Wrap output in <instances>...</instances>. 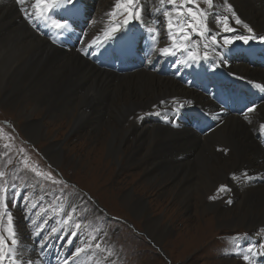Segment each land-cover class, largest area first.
Wrapping results in <instances>:
<instances>
[{
	"label": "bare ground",
	"instance_id": "1",
	"mask_svg": "<svg viewBox=\"0 0 264 264\" xmlns=\"http://www.w3.org/2000/svg\"><path fill=\"white\" fill-rule=\"evenodd\" d=\"M213 4L217 13L230 4L242 22L251 25L256 33H264V0H213ZM111 7V0L98 2L93 12L94 27L100 29L104 25ZM209 20L216 23L212 16ZM164 25L168 30L166 19ZM35 28L21 21L12 3L0 4V105L8 110L17 108L22 114L26 121L22 134L27 140L37 142L51 130H60L59 123H67L68 135L76 134L82 143H95L85 152L95 167H101L100 158L105 155L108 162L116 167L117 174L123 172L121 175L126 173L133 177L143 173L144 179L138 189L124 192L120 199L131 215L138 213L147 218V204L144 199L136 197V191L145 193L155 188L163 197L155 210L166 203V215H181L183 223L195 219L197 225L193 229L197 233L188 237L191 246L202 242L210 222L215 229L243 226L248 231L264 225V185L241 190L227 179L226 174L231 172L234 177L244 169V164H248V159L257 169L264 166V155L248 127L237 118L230 117L209 135L197 138L191 132H174L159 125L141 123L140 117L159 100L190 95L201 100V96L181 87L178 81L158 77L145 70L123 76L103 72L72 52L65 54L59 51L45 38L35 34ZM45 36L49 37L48 34ZM201 43L210 44L208 39L201 40ZM209 50V54L214 52L212 47ZM243 69L248 70L246 67ZM37 111L43 112L45 119L34 118ZM256 113L255 119H259L264 114V104L256 109ZM216 147L221 151L216 152ZM63 152L60 143L53 140L43 148L41 157L56 170L55 165L61 164ZM180 154L189 156L182 161L177 158ZM133 167L138 171L128 174L129 168ZM88 169H92L90 164ZM95 169L100 170L93 167L92 171ZM223 184L228 189L217 191ZM155 189L153 192L156 193ZM214 196L213 201H207ZM225 196L234 200L231 207H225L221 202ZM84 201L73 193L69 195L67 209L74 211L77 205L88 206ZM92 211L98 214L96 209L92 208ZM78 221L73 222V228H81L91 244L92 237L87 235L91 232L89 227ZM169 230L166 226V233ZM146 231L151 241L159 246L154 232ZM67 233L66 242L71 243V234L69 232L68 236ZM141 235L143 237V233ZM143 238L150 243L146 236ZM92 248L96 250L94 261L101 264L99 254L104 248ZM104 253L108 256L106 250ZM24 254L28 258L31 256Z\"/></svg>",
	"mask_w": 264,
	"mask_h": 264
},
{
	"label": "rangeland",
	"instance_id": "2",
	"mask_svg": "<svg viewBox=\"0 0 264 264\" xmlns=\"http://www.w3.org/2000/svg\"><path fill=\"white\" fill-rule=\"evenodd\" d=\"M148 1L155 7L157 0ZM178 2L180 3L179 0ZM0 4L4 3L0 0ZM97 6L98 3L94 6V11L97 9ZM164 6L166 5L162 7ZM187 6H198L202 10L207 9L205 0H196L195 4L189 3ZM216 28L220 31L222 25L217 24ZM45 117L46 115L39 111L34 118L41 120V118L45 119ZM259 117H264V114ZM25 123V119L17 108L8 110L5 106L0 105V171L5 173L4 177H0V183L6 181L7 178L11 180L14 177V182L26 187L28 194L34 200H44L42 196L46 190L58 191L57 195H66L62 197L63 203L66 205H69V195L74 193L81 196L90 209L86 212V216L84 212L80 216H75L76 211L74 209L73 216L76 219L78 218V220L80 217L85 216L87 220L82 225L88 226V229L91 231L87 234L89 237H92L91 244H88L89 253H92L91 255L93 256L96 251L92 248L94 246L97 247L99 245L101 249L104 248L99 254L101 264H103L102 257L105 255L104 250L108 252V256L107 253L105 255L107 257L104 259V264H235L234 262L247 264L243 260V253L241 254L236 249H233L225 256L224 254L219 256L216 251L220 250V247L222 248L223 243L234 241V238L237 236L236 234H242L240 237L247 236L246 239L239 240L240 247L244 249L247 242L252 241L253 238H259L258 231L255 228L249 231L243 226L236 229H215L212 222H210L211 225H208L209 229L205 233V237L202 242H199L201 246L198 243L191 246L188 237L196 235L197 232L193 228L196 227L197 221L193 219L183 223L182 220L184 219L181 215L178 216L177 214L172 217L166 215V203H163L162 205L164 206L155 210L163 201V197L158 193L159 191L157 192V189L154 188L156 193L153 192L154 189L152 190V188L145 193L143 191H136L138 195L136 197L144 199V203L147 204L149 209L146 219L138 213L131 215L128 208L122 205L120 200L122 194L128 190L134 191L138 189V186L142 184L144 179L143 173L133 177L127 176L126 173L121 175L123 172L117 174L115 171L116 167L108 162L109 160L105 155L100 158L101 167H95L89 162L88 158L90 157L85 156V152L90 150L95 143H82L76 134L68 135L67 123H59L60 130H51L49 134H46L44 139H40L37 142L27 140L22 134ZM53 140L59 142L64 149L62 162L60 165H55L56 170L45 162L43 156L41 157L43 148L47 147L49 142ZM107 163H109L108 168L106 167ZM247 163L253 164L249 159ZM89 164L92 168L91 170L88 169ZM93 167L100 168V170L95 169L92 171ZM129 169L130 171H128ZM129 169H124V171H128V174L138 171L137 167ZM55 181H59V183ZM225 186L224 188L227 190ZM215 196L214 198L211 197L212 201L215 199ZM207 201L211 200L207 199ZM221 202L223 203L224 199ZM94 205H97L99 209ZM223 205L231 207L229 204L223 203ZM67 207H65V213L62 214L63 217L72 216L73 209L70 208L68 210ZM92 208L96 209L98 214H95ZM22 218L23 216L19 215L21 223L17 218L14 226L15 228L18 226L19 237L22 245H24L26 232L24 230H26V227L22 223ZM56 218L65 223L64 219L60 216H55ZM5 222L6 218L4 216L0 217V235H3L2 231ZM92 222L99 225L94 226ZM77 223H80V221ZM207 223L209 222L207 221ZM146 226L159 239V246L155 245L148 235L145 234L146 230H148ZM166 226L170 229L168 233H166ZM258 227H264V225ZM72 233L85 236V232L83 231ZM141 233H143V237L146 236L149 239L150 243L141 237ZM67 234L69 236V232ZM223 256L225 258L221 259ZM26 257L28 258V256ZM111 257L114 258L112 262L109 261ZM226 259L233 263L227 262ZM219 261L224 263H219Z\"/></svg>",
	"mask_w": 264,
	"mask_h": 264
},
{
	"label": "snow or ice",
	"instance_id": "3",
	"mask_svg": "<svg viewBox=\"0 0 264 264\" xmlns=\"http://www.w3.org/2000/svg\"><path fill=\"white\" fill-rule=\"evenodd\" d=\"M196 0H180V3L177 4V0H159L160 5H168L172 6L170 10H163L162 15L167 21L168 27V37L169 40L172 41L170 46H164L158 49L159 54L163 56H175L177 51H186L188 55V60H191L194 63H199L201 58L203 60L208 61L210 59L209 49L212 46L220 45V41L217 39L216 35H213V28L210 26L209 17L212 16L215 18V21L218 25H222V31L226 33H231L234 31V28L229 24V17L226 15L219 14L215 11V6L213 4V0H205L207 4V9L202 10L198 6L193 9L187 7V4L192 3L195 4ZM18 5H21L20 11L24 14V18L36 27H40L43 25L46 28H49L55 31L57 37L62 36L64 32L69 31L70 29V21L64 17L59 16V18H55L59 12H72L76 9L77 0H32L31 9L33 11H28L25 5L26 0H16ZM118 11L126 14V18L123 20V25L127 27V25L132 21H138L144 24L147 27L148 34L151 37V41L153 45L158 42V38L160 32L157 28L148 27L147 21L144 19L145 7L142 5V0H117L115 4V8L112 13H108L109 16H115ZM226 12L232 13V18L235 20L236 24H241L242 21L236 17L233 12L232 6L228 4L225 7ZM157 15L160 14L161 9H156ZM159 19L157 18L156 23L159 24ZM243 27L247 29L249 35H236L233 37H224L223 46L232 45L235 41H242L245 45L249 44L250 41L258 40L264 43V35H258L253 32V29L249 27L247 24H244ZM177 29L174 33L173 29ZM191 30L192 32L198 33L201 37H205L210 39V44H204V52L201 57L199 51V45H196V50L193 51L189 48L188 44L191 40L189 35H185L184 33L187 30ZM121 31V26L119 22L116 23L115 26L111 28L110 31H106L104 33L103 41L97 37L92 43L89 45H100L101 43H107L111 39L116 38V34ZM177 39H182L183 43L178 44ZM54 43L58 42L57 40H53ZM157 50V49H153ZM87 55V52H84ZM188 61H183V63H187ZM178 63H180L178 61ZM256 87H260V85H256ZM264 91V88L261 89ZM165 101H161V104H164ZM188 103H191L189 101ZM247 113H253L256 111V106H250L247 108ZM246 120L248 119V115L244 117ZM260 129L264 131V123H261ZM5 173L0 171V177H4ZM247 176V173H244ZM235 179V177H233ZM59 183V181H55ZM226 190L224 186H221V189L218 191ZM15 185H10L7 181L0 183V208L4 211L0 212V217H2L5 213H7V200L9 196L15 195ZM211 198V197H210ZM231 203V201H229ZM12 215L8 214V236L5 237L0 235V264H3V261L7 258L11 261V264H34L32 259L29 257L25 259L23 249L20 247V241L18 239V233L12 227ZM56 230L53 229V232ZM247 236L237 237L235 239H246ZM10 242V244H9ZM99 247V245H97ZM79 251H83V249H78ZM247 252L250 254H243V260L247 262V264H256V257L264 256V243L259 245L258 250H254L253 247H249Z\"/></svg>",
	"mask_w": 264,
	"mask_h": 264
}]
</instances>
